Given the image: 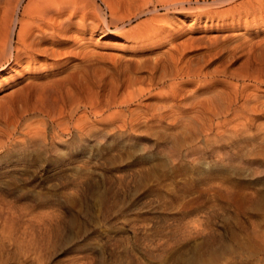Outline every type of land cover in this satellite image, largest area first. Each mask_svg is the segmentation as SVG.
Returning a JSON list of instances; mask_svg holds the SVG:
<instances>
[{
	"label": "rangeland",
	"instance_id": "obj_1",
	"mask_svg": "<svg viewBox=\"0 0 264 264\" xmlns=\"http://www.w3.org/2000/svg\"><path fill=\"white\" fill-rule=\"evenodd\" d=\"M124 1L0 68V264H264V18L193 1L156 36ZM211 40L202 75L146 79Z\"/></svg>",
	"mask_w": 264,
	"mask_h": 264
},
{
	"label": "bare ground",
	"instance_id": "obj_2",
	"mask_svg": "<svg viewBox=\"0 0 264 264\" xmlns=\"http://www.w3.org/2000/svg\"><path fill=\"white\" fill-rule=\"evenodd\" d=\"M193 1H195L196 3H199L201 0H125L124 2H127L130 5V7L131 6L134 7L135 16L146 15V14L152 15L151 18H149V20L139 23L137 26L138 28H141L142 26L144 27L145 25L147 28V31L149 32L147 34L156 35V36H164V33L166 32L165 25H166V22L169 20L167 13L171 10L185 12L187 10L186 9L187 5H190ZM202 1L205 3L209 2V4L213 6V8L210 11L212 13L206 16V18H208L210 21L212 20V22L216 18L224 19L226 17H230L232 19L235 17L234 19H237L238 23L241 22L242 17L248 18L252 16L255 18H258V17L264 18V0H240V1L238 0H202ZM107 5L108 7L110 6V9L112 8L110 4H107ZM149 5H152V7L149 8L148 7ZM225 5L226 6L230 5V6L228 8H225ZM19 6H22L20 15H19V12L17 11L19 9ZM0 8L5 9V10L3 9L5 13L3 16L4 22L2 23V27L0 29V68L4 67V63L7 61H10L11 60L10 58H12L16 63H20V65L23 61L28 62L29 61L28 59H31L32 56L39 55L40 51L41 52L44 51L42 49V46H45L46 44H52L50 43L51 40H54L56 37L66 36V34L72 29V27L77 26V28H79L80 26L82 30L83 27L88 25L90 22H91L90 25L92 26V24L95 23L94 16L96 15V17L97 16L99 17V15L96 14V12H93L90 10L91 5L89 6L88 3L85 2V0H27L25 3H23V0H0ZM159 8L165 9L167 13L165 12L162 15L154 14L155 12H158ZM189 8H192V6H189ZM130 19L131 18L129 17V20ZM102 20L104 21V23H106V25L109 24V20L106 19L105 16L104 18H102ZM124 22L125 20L123 18H117L116 20L110 21V23H114L117 28H120V25L124 24ZM247 25L248 24H246V26ZM16 26H18L17 29H15ZM14 32H16L17 36L14 35ZM169 52H170L169 53L170 57L165 56L167 57L166 59H163V56L160 57L159 55L158 57H155V59L153 60V63H151L149 67H148V64L147 66L142 65L148 68V72H147L148 74H146L147 75L146 79L149 78V80H152L155 76V72L158 73L157 71L160 70L159 69L160 67H162L163 71H165V75L168 72V73H171L169 74L170 76L173 74L172 77L187 76L189 78V77L199 76L200 74L202 75V73H204L203 72L204 63L209 61L210 58L221 53V47L216 42H213V40L207 42V51L197 56L198 59L196 61L191 60L192 62L188 61V59L187 61H185V59L181 57V54H178V53L175 54V52H173L172 50H170ZM192 58L193 56L191 57V59ZM170 64H171V68L166 70ZM30 66L31 65L29 64L28 65L29 69L31 68ZM22 73L24 72L21 71V69L17 71L16 75L20 76L19 79H22V78L31 79V80L35 79L33 83L37 84V86L39 85L38 84L39 82L37 81H40V79H43V78H39L38 76H36L35 73L33 72L31 74L28 73V76L26 77H23L25 74L23 75ZM16 75L14 74V76ZM169 75L167 77H169ZM163 76L161 77L164 78ZM258 77L260 78L259 75ZM156 80H158V78ZM15 84L13 83L12 85H15ZM41 84L42 83L40 81V85ZM18 88L20 89L19 86ZM39 100L40 98L38 99V101ZM205 103H203L201 106L205 105ZM24 104H25V107H28L27 102H24ZM206 104L208 105V103ZM200 111L202 113V110ZM204 115L206 116V114Z\"/></svg>",
	"mask_w": 264,
	"mask_h": 264
}]
</instances>
